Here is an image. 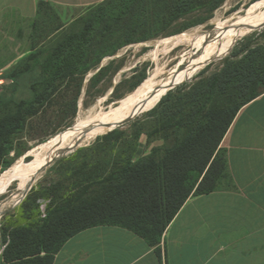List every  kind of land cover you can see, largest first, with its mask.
Returning a JSON list of instances; mask_svg holds the SVG:
<instances>
[{"label": "rangeland", "instance_id": "rangeland-1", "mask_svg": "<svg viewBox=\"0 0 264 264\" xmlns=\"http://www.w3.org/2000/svg\"><path fill=\"white\" fill-rule=\"evenodd\" d=\"M263 2L107 0L92 7L64 9L44 5L32 28L24 30L22 37L15 36L16 30H7V43L0 44V65L5 63L0 68L3 101L20 102L31 98V87L44 77L46 54L57 43L72 40L80 42L84 49L77 75L65 80L38 114L28 118L23 130L2 148L0 175L19 161L31 162L33 149L72 127L79 119H85L98 109L100 116H105L110 108L119 109L120 103L145 81L165 80L172 72L188 67L198 70L164 93L144 114L99 134L86 145L52 162L41 170L24 194L12 198L17 181L1 185L0 254L6 246L8 230H35L51 210L84 192L86 198L92 196L98 184L126 162L142 164L152 156L155 160L162 159L165 150L186 139L189 127L195 126L203 113L219 114L221 118V114L233 106L264 93V73H261L264 26L240 37L219 38L211 53L207 48L213 44V39L167 50L155 46L158 40L184 32L197 31L196 35L210 31L216 21H224L233 14L244 23L254 15H262L264 6L258 13L252 11ZM235 24L236 21L225 26L231 28ZM18 52L21 56L8 62L7 59ZM202 120L200 123H205ZM224 135L216 150L212 173L217 189L230 186L224 149L220 148ZM202 177L203 174L190 195ZM193 181L195 178L189 176L186 185L191 186ZM18 197L20 201L16 203Z\"/></svg>", "mask_w": 264, "mask_h": 264}, {"label": "trees", "instance_id": "trees-1", "mask_svg": "<svg viewBox=\"0 0 264 264\" xmlns=\"http://www.w3.org/2000/svg\"><path fill=\"white\" fill-rule=\"evenodd\" d=\"M80 46V42L64 40L46 54L44 77L31 87L28 101L0 98V160L2 148L23 130L27 119L38 114L65 80L77 75L83 59L84 48ZM261 73H264V61ZM256 97L233 106L221 118L219 114L203 113L195 126L189 127L186 139L165 150L162 159L155 160L152 156L142 164L126 162L104 178L92 196L86 198L84 192L51 210L35 230H8L0 264H53L54 255L70 237L99 225L125 228L151 245L159 243L202 174L193 195L217 190L215 179L212 180L216 150L239 109ZM201 120L205 123H200ZM189 176L195 181L188 187Z\"/></svg>", "mask_w": 264, "mask_h": 264}, {"label": "crops", "instance_id": "crops-1", "mask_svg": "<svg viewBox=\"0 0 264 264\" xmlns=\"http://www.w3.org/2000/svg\"><path fill=\"white\" fill-rule=\"evenodd\" d=\"M104 1L0 0V44L7 30L22 37L32 28L40 3L64 9ZM20 56L13 53L7 60ZM220 148L230 186L190 195L159 243L151 245L125 228L99 225L70 237L53 264H264V93L239 109Z\"/></svg>", "mask_w": 264, "mask_h": 264}, {"label": "bare ground", "instance_id": "bare-ground-1", "mask_svg": "<svg viewBox=\"0 0 264 264\" xmlns=\"http://www.w3.org/2000/svg\"><path fill=\"white\" fill-rule=\"evenodd\" d=\"M263 6L264 2L257 8L253 9L252 12L258 13V10H260ZM213 20L215 19L213 18ZM235 21L236 24L233 27L227 28L225 26V24ZM239 21L240 18L236 14H233V16H230L224 21H216L215 28L210 31H205L202 33L199 32L196 35L194 34L197 31L184 32L169 38L158 40L157 43L155 42V46L161 47L163 50H167L182 44L195 45L201 41H205L206 39H213V44L207 48V51L210 52L212 47H214L216 42H218L219 38L221 37L230 35H236V37H240L249 31H254L263 27L264 11L262 12V15H254L251 19L244 23H240ZM207 56H210L209 53ZM197 70V67H188L179 72H172L169 78L165 80H156L152 78L149 81H145L137 89V91H135V93H133L131 96H128L125 101L120 103L119 109L110 108L105 116L98 115L99 109L97 112H90L91 114L88 117L86 116L85 119H79L72 127H69L65 131L52 136L46 142L33 149L31 151V155L33 156L31 162L22 164V161H19L17 164L4 171L0 175V186L6 182L17 181V189L12 195V198L18 194H24L41 170L49 166L50 163L54 162L61 156L66 155L68 152L76 149L77 147L86 145L88 141L95 138L99 134L113 130L126 119L144 114L159 101L164 93L175 87L177 84L182 83L192 77L197 72ZM153 87L156 89L153 90ZM19 199V197L16 199V203L20 201Z\"/></svg>", "mask_w": 264, "mask_h": 264}, {"label": "water", "instance_id": "water-1", "mask_svg": "<svg viewBox=\"0 0 264 264\" xmlns=\"http://www.w3.org/2000/svg\"><path fill=\"white\" fill-rule=\"evenodd\" d=\"M134 117H131V118H129V119H126L124 122H122L120 125H118V126H121V125H123V124H125V123H128L129 121H131L132 119H133ZM117 126V127H118ZM63 156H61L60 158H62ZM59 159V158H58ZM51 164V163H50Z\"/></svg>", "mask_w": 264, "mask_h": 264}]
</instances>
